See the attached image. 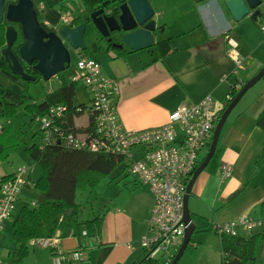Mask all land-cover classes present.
Here are the masks:
<instances>
[{"label": "crops", "instance_id": "obj_1", "mask_svg": "<svg viewBox=\"0 0 264 264\" xmlns=\"http://www.w3.org/2000/svg\"><path fill=\"white\" fill-rule=\"evenodd\" d=\"M147 1L155 15L164 14L172 20V30L169 19L163 26L166 31L169 30V37L175 38L179 48L177 53L158 59L154 47L138 51L125 48V54L120 56L117 49L104 45L102 41L97 43L92 40L88 41L92 51L83 52L87 57L93 52L95 57L90 58L99 62L103 74L119 82L121 93L116 105L118 118L125 130L161 127L169 121L168 115L171 112L182 105L198 102L208 95L223 100L231 89L227 80L230 74L237 78L236 87L240 91L264 66V39L253 25L255 21L247 17L236 22L220 0ZM37 9L42 16L41 21L48 27L54 29L63 26L61 17L65 14L54 10L47 11L43 6H37ZM229 39L237 44L236 51L244 58L243 67L236 74V65L227 54L230 48ZM1 59L0 54V65ZM2 70L0 68V72ZM257 85L252 90L249 89L230 112L222 126L214 152L218 155L219 166L228 163L232 167V176L221 178V167H211V161L196 178L191 191V218L194 223L196 219L209 222L208 230L212 233V226L216 222L225 223L241 216H261L260 204L264 201V129L257 125V120L264 109V84L252 92ZM11 87L12 84L7 88L11 90ZM22 114L27 118L25 113H21L17 119L5 122V131L9 126L21 129L16 122L24 121ZM75 120L76 128L84 127L87 122L85 116H79ZM20 138L22 144L21 135ZM5 144L8 145L9 141L0 136L1 177L11 176L16 170L9 165L8 160L18 147L8 160H3L1 154ZM141 152V149H135L134 156L140 157ZM205 156L199 157L200 163ZM31 161L34 162L32 159ZM123 162L124 159L121 163ZM126 168L127 164L124 169L128 170ZM30 173V179L35 184L41 173L36 178L33 169ZM124 178L126 180L115 181L117 185L108 195V206L98 214L102 215V220L97 234L84 237L82 226L59 230L64 253L69 254L78 249L87 251L85 259L75 264H135L144 256L140 245L148 232L153 197L134 176L130 181L127 180V174ZM38 194L44 199V194L36 191L34 185L26 188L20 196L16 211L19 212L23 206H29L32 202H36L38 206L43 199L40 202L30 199V196ZM9 220L0 232V258L4 264H11L8 256L16 247L12 238L13 223L10 227L7 225ZM249 235L244 232L241 234L242 237ZM7 236L12 238V245L9 244ZM4 244L7 245L6 254L2 249ZM28 248L29 255L22 264H55L50 249ZM262 254L264 260V250Z\"/></svg>", "mask_w": 264, "mask_h": 264}, {"label": "built area", "instance_id": "obj_2", "mask_svg": "<svg viewBox=\"0 0 264 264\" xmlns=\"http://www.w3.org/2000/svg\"><path fill=\"white\" fill-rule=\"evenodd\" d=\"M258 9L260 15L255 22L264 35V2ZM61 22L67 27L72 24V19L63 15ZM228 45L230 48L227 54L236 65V74L243 67L244 58L236 51L237 44L232 39L228 40ZM75 54L78 56L74 67L77 76L71 81L82 83L90 96L89 105L84 108L76 106L75 109L80 117H86L87 122L81 130L70 132L62 125L67 107L63 104L49 107L46 115L35 120L42 134L39 147L58 142L71 150L124 159L128 172L153 197L148 232L140 246L147 258L159 260L157 257L162 254L165 264H169L173 257L171 252L177 249L173 242L179 237L183 240L186 229L183 218L184 198L189 178L200 165V152L209 150L215 126L232 97L229 94L225 99L217 100L208 95L171 112L168 115L169 121L161 127L125 130L117 113L116 104L121 93L119 82L105 76L95 59L80 51ZM4 130L5 123L0 119V136ZM135 149L142 150L140 157L134 156ZM30 172L29 169L19 168L11 176H0V232L5 222L12 218L24 190L33 187ZM221 175L223 179L232 176V167L228 163L221 164ZM36 205V202L31 203L33 207ZM212 230L219 238L241 236V231L247 234L263 233L264 216H241L225 223L216 222ZM82 235L88 237L86 231ZM28 246L50 249L55 264H75L82 262L87 255L83 249L64 253L59 231L52 237L32 238ZM0 264H4L1 258ZM222 264H231L228 255L222 256Z\"/></svg>", "mask_w": 264, "mask_h": 264}, {"label": "trees", "instance_id": "obj_3", "mask_svg": "<svg viewBox=\"0 0 264 264\" xmlns=\"http://www.w3.org/2000/svg\"><path fill=\"white\" fill-rule=\"evenodd\" d=\"M82 3L84 4L82 14H92V12L102 7L106 9L107 6H109V9L112 8L115 10L118 14L121 1L83 0ZM40 22L46 31L54 30L42 21ZM74 22L80 24L82 22L81 16L74 19ZM8 26L9 24L5 21L0 24V54L6 44L5 31ZM16 28L18 30V39L13 44V51L18 56L19 49L24 43V38L22 32H20V27L16 26ZM153 47L155 48L158 59L173 55L179 50L175 38L172 37L160 42L157 41ZM117 52V54L122 56L126 51L117 49ZM24 67L27 73L37 78L35 82L42 79L36 71L32 70V67L29 68L27 65H24ZM0 68L3 71H9L3 57ZM227 80L231 84V89L228 93L232 97L230 100L231 103L239 92L236 87L238 80L233 74H230ZM27 84L29 83H26L24 88L25 92L21 95H17L0 84V119L4 123L17 119L21 113H25L27 115L25 124L29 122L33 126V124L37 123L35 121L37 118L46 115L49 107L63 104L67 107L68 111L64 119H62V125L70 132L79 131L80 128H76L75 126V119L80 116L76 112L75 107L77 105L74 103L76 82L64 83L60 88L46 93L41 101H37L32 96H29V85ZM79 106L82 108L85 107L82 105ZM257 123L260 128L264 129V109L258 117ZM21 132L22 129L9 126L2 133L1 137L3 136L9 141L8 145L5 144L3 146L1 154L3 160H8L10 154L20 146L21 138L19 134ZM25 152L34 160V163L40 170L39 173L41 175L34 184V187L36 191L44 194V199L38 206H23L17 213L12 224V238L16 243V247L10 251L8 256L11 264H22L24 259L29 255L28 242L32 238L52 237V235L61 229L78 226H82L83 231H86L89 237L97 234L100 229L102 215H96L90 220L82 221L79 217L78 204L76 203L75 197L76 193L79 189L95 187L102 179L108 177L123 161L122 158L111 155H97L89 152L84 153V151L71 150L58 142L46 144L42 148L38 144L27 145ZM260 213L261 216H264V201L260 204ZM219 243H221L222 255H228L231 264H260L263 260L264 232L250 234L247 237L237 236L229 238L222 236L220 237ZM179 247H177L173 258L177 254ZM135 264L160 263L159 260H151L144 254Z\"/></svg>", "mask_w": 264, "mask_h": 264}, {"label": "water", "instance_id": "obj_4", "mask_svg": "<svg viewBox=\"0 0 264 264\" xmlns=\"http://www.w3.org/2000/svg\"><path fill=\"white\" fill-rule=\"evenodd\" d=\"M204 1V0H198ZM226 11L233 20L242 21L249 17L257 21L260 15L258 9L262 0H220ZM118 15H110L105 8H100L92 14H82V22L76 24L72 19L70 26L54 28L53 31H46L42 26L38 10L33 0H0V24L4 21L9 24L6 29L5 47L1 50L9 71L12 75L18 76L25 83L35 82L36 77L27 73L24 65L32 67L44 81H49L60 73L66 71L72 62V54L89 50L90 40L99 42V38L105 39L113 49H129L130 51L145 50L153 47L156 31H163L158 28L153 19L155 12L147 0H126L121 1L118 8ZM78 16V17H79ZM19 26L24 38V43L19 49L17 56L13 51V44L18 39ZM264 77V66L256 75L251 78L238 92L234 100L228 105L225 113H222L215 126L213 139L206 156L197 169L189 178L184 198V237L177 254L170 264H177L182 258L190 243L193 234L196 232V225L193 221L189 208V198L196 178L204 171L212 161L218 145V139L225 125L230 112L241 101L240 99L260 82Z\"/></svg>", "mask_w": 264, "mask_h": 264}, {"label": "rangeland", "instance_id": "obj_5", "mask_svg": "<svg viewBox=\"0 0 264 264\" xmlns=\"http://www.w3.org/2000/svg\"><path fill=\"white\" fill-rule=\"evenodd\" d=\"M35 5L43 6L45 10H54L55 12H60V14H65L71 19H76L79 15H81L82 11L84 10V4L82 3L83 0H33ZM51 14V13H50ZM54 14V12H53ZM57 14V13H55ZM42 16L39 15V20L41 21ZM156 21L157 27L164 29L163 31H159L155 34V42L157 41H163L167 38H169V30H165L164 23L165 21H169L170 18L167 15H160L157 14L153 18ZM169 19V20H168ZM171 21L168 22L169 26L171 24ZM252 22V21H250ZM253 25L257 28V30L260 31L261 36L264 39V35L261 32L258 23L253 22ZM171 28V26H170ZM172 30V28H171ZM92 51L91 49L88 50V52ZM90 57H95L93 52L89 53ZM78 56L72 54V62L71 66L64 72L60 73L56 77L52 78L49 81H44L41 79L38 82H29L28 87V93L29 96H32L33 99H36L37 101H41L46 93H49L53 90H56L60 88L64 83H70L71 80L77 76L76 66ZM9 72V71H8ZM7 71L3 72V70L0 72V81L1 83L7 88H10V84H12L11 90L14 93H23L24 88L26 86V83L22 81L19 77H16L10 72ZM263 80V79H262ZM261 80V81H262ZM15 81H18L17 84L14 85ZM260 81V82H261ZM257 83L255 89H253L252 92L255 90H258L260 88L259 86H262L264 84V81L261 83ZM75 99L74 103L79 106H87L90 102V96L84 85L80 82H76L75 84ZM252 90V89H251ZM22 119L24 121H27V118L21 115ZM22 123L16 122L17 126H21L22 132V144L18 149L15 151V153L12 155L11 159H9V165L11 167H14L17 171L19 168H26L29 170L33 169L34 178L38 177L40 175V170L37 166H35L34 162L31 161V159L26 155L25 152V146L27 145H33L38 144L40 145L42 142V134L39 130V124L35 123L33 126L28 123ZM24 123V124H23ZM207 149L200 152V158H203L207 153ZM8 164V163H7ZM126 161L121 163L114 169V171L106 178L102 179L95 187L93 188H86V189H79L76 193V203L78 204V210H79V217L82 221L90 220L94 216L102 213L104 211L108 204L110 198H108L111 194V191L113 187L117 185V182L120 179L126 180L124 177L126 174L128 175L127 180H133V176L128 172V170H125ZM218 155H215L211 162V167H218L219 165ZM221 167V165L219 166ZM119 175V176H117ZM117 176V177H116ZM116 177V178H115ZM133 178V179H132ZM111 186V187H109ZM21 198V197H20ZM30 199H34L35 201H39L43 199V196L40 194L30 196ZM191 199V198H190ZM30 201V200H28ZM24 204L26 202L23 201ZM22 204V205H24ZM29 206L30 203H29ZM18 211H15L11 220L8 222V226L10 227V224L13 223L15 220V217L17 216ZM209 222L202 220V219H196L195 225L197 226V230L193 235L192 242L188 243V247L186 251L184 252V255L181 256L182 258L179 260L177 264H222V250H221V243H219L220 238L215 235L214 233L210 232ZM243 231H241L242 234ZM245 233V232H244ZM260 233V232H256ZM8 237V236H7ZM9 244H13L12 238L8 237ZM180 243H182L181 238H177L173 244L178 247L180 246ZM172 244V245H173ZM29 247V246H28ZM32 248V247H30ZM3 252L6 254L7 251V245H3ZM176 249L174 248L171 252L173 255L175 254ZM162 254L158 255V259L160 260V264L164 263V259H162ZM173 258V257H172ZM260 264H264V260Z\"/></svg>", "mask_w": 264, "mask_h": 264}, {"label": "flooded vegetation", "instance_id": "obj_6", "mask_svg": "<svg viewBox=\"0 0 264 264\" xmlns=\"http://www.w3.org/2000/svg\"><path fill=\"white\" fill-rule=\"evenodd\" d=\"M106 10L109 12L110 15H114V16L118 15L115 10H113L112 8L109 9V6H107ZM157 32H159V30L156 31V33ZM99 40L102 41L104 43V45H111V44L107 43V41L105 39H102L101 37L99 38Z\"/></svg>", "mask_w": 264, "mask_h": 264}]
</instances>
